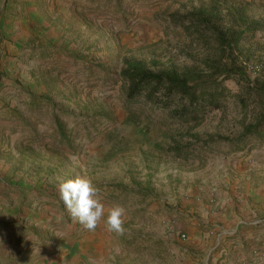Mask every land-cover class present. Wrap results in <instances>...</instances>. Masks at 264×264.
Here are the masks:
<instances>
[{
  "label": "rangeland",
  "instance_id": "1",
  "mask_svg": "<svg viewBox=\"0 0 264 264\" xmlns=\"http://www.w3.org/2000/svg\"><path fill=\"white\" fill-rule=\"evenodd\" d=\"M56 1L36 0L35 24L0 38V259L264 264V195L253 193L264 187V145L234 152L224 142L261 114L259 102H240L241 80L224 81L231 94L224 108L197 127L141 106L131 120L123 108L122 60L154 61L153 70L191 67L187 56L201 60L205 48L169 16L212 0ZM216 1L222 15L241 8L264 22V0ZM22 2L13 16L31 23ZM240 49L246 60L237 65L253 80L264 71V31L244 38ZM57 121L65 144L55 135ZM187 133L196 139L180 137ZM171 138L200 157L165 155ZM209 140L217 141L213 150L201 146ZM78 176L101 189L105 215L95 231L60 197V183ZM116 205L126 210L123 234L105 226ZM83 243L96 252L83 254Z\"/></svg>",
  "mask_w": 264,
  "mask_h": 264
},
{
  "label": "trees",
  "instance_id": "2",
  "mask_svg": "<svg viewBox=\"0 0 264 264\" xmlns=\"http://www.w3.org/2000/svg\"><path fill=\"white\" fill-rule=\"evenodd\" d=\"M219 8V2L212 0L207 8H199L182 17L169 16V24L182 27L189 38L205 48L206 56L201 60L187 56L192 62L191 67L168 66L153 70L152 67L157 66L154 61L148 64L135 58L122 60L117 76L123 83V108L131 120L136 115L134 108L141 106L166 115L171 124L197 127L209 113L224 108L231 96L224 81L241 80L245 95L240 102L243 105L248 99L259 102L261 114L254 123L242 124L240 135L224 142L234 152L245 148L248 152L256 145H264V71L249 80L237 62L246 60L240 49L241 41L264 31V22L250 19L241 8L227 7L225 15ZM55 135L60 144L68 141L63 125L58 121ZM183 136L196 139V135L189 133L180 135L181 138ZM170 140L171 146L165 155L180 160L198 158L199 155H193L173 138ZM249 142L253 145L248 147ZM215 144L217 141L209 140L202 141L201 146L213 150Z\"/></svg>",
  "mask_w": 264,
  "mask_h": 264
},
{
  "label": "clouds",
  "instance_id": "3",
  "mask_svg": "<svg viewBox=\"0 0 264 264\" xmlns=\"http://www.w3.org/2000/svg\"><path fill=\"white\" fill-rule=\"evenodd\" d=\"M59 193L71 216L87 230L95 231L105 215L101 189L90 178L78 176L62 181L59 185ZM125 212V208L120 205L108 211L105 222L108 231L123 234Z\"/></svg>",
  "mask_w": 264,
  "mask_h": 264
},
{
  "label": "crops",
  "instance_id": "4",
  "mask_svg": "<svg viewBox=\"0 0 264 264\" xmlns=\"http://www.w3.org/2000/svg\"><path fill=\"white\" fill-rule=\"evenodd\" d=\"M27 1V10L30 12L31 16V23L26 21L25 19L22 20V18H17L14 17L13 15L18 12L20 5L24 8L25 4L22 2L21 4L19 3L20 0H9L5 5L4 1H0V11L5 8V14L3 15V12L0 16V38L4 37L6 39H14L17 36L20 35L19 28L20 24H24V29L22 27V32L26 31V27L28 25L33 26L35 24V19L37 15L35 11V1L36 0H26ZM64 2V0L61 1H56L54 2L55 4ZM53 2L50 5L54 4ZM17 8V10H16ZM212 186L214 183L211 184ZM220 191H224V193H227V188L225 190L220 189ZM256 199L258 200L264 195V187L260 188L259 190H254L253 191ZM79 250L83 252V254H90L92 255L93 253L96 252L95 246L92 245V243H83L80 244L78 247ZM0 264H78L82 263L83 261H87V259H38L36 261H32L30 263V259H0Z\"/></svg>",
  "mask_w": 264,
  "mask_h": 264
},
{
  "label": "built area",
  "instance_id": "5",
  "mask_svg": "<svg viewBox=\"0 0 264 264\" xmlns=\"http://www.w3.org/2000/svg\"><path fill=\"white\" fill-rule=\"evenodd\" d=\"M181 238H185V235H184V234H182V235H181Z\"/></svg>",
  "mask_w": 264,
  "mask_h": 264
}]
</instances>
